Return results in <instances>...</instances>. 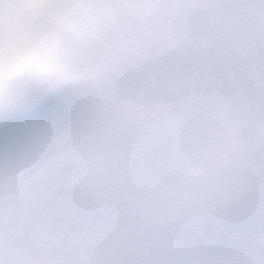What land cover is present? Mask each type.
<instances>
[{
	"label": "snow or ice",
	"instance_id": "6c2138e0",
	"mask_svg": "<svg viewBox=\"0 0 264 264\" xmlns=\"http://www.w3.org/2000/svg\"><path fill=\"white\" fill-rule=\"evenodd\" d=\"M59 6L68 71L0 92V264H264V0Z\"/></svg>",
	"mask_w": 264,
	"mask_h": 264
},
{
	"label": "clouds",
	"instance_id": "9594fccd",
	"mask_svg": "<svg viewBox=\"0 0 264 264\" xmlns=\"http://www.w3.org/2000/svg\"><path fill=\"white\" fill-rule=\"evenodd\" d=\"M77 21L78 12L59 0H9L0 10V92L20 79L63 76Z\"/></svg>",
	"mask_w": 264,
	"mask_h": 264
}]
</instances>
